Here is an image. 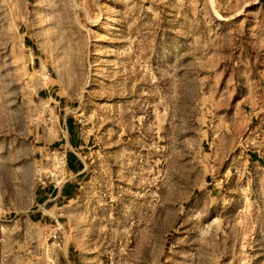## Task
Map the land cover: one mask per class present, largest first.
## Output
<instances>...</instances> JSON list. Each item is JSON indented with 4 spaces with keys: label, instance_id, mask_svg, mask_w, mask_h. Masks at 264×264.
<instances>
[{
    "label": "rangeland",
    "instance_id": "1",
    "mask_svg": "<svg viewBox=\"0 0 264 264\" xmlns=\"http://www.w3.org/2000/svg\"><path fill=\"white\" fill-rule=\"evenodd\" d=\"M0 264H264V0H0Z\"/></svg>",
    "mask_w": 264,
    "mask_h": 264
},
{
    "label": "trees",
    "instance_id": "2",
    "mask_svg": "<svg viewBox=\"0 0 264 264\" xmlns=\"http://www.w3.org/2000/svg\"><path fill=\"white\" fill-rule=\"evenodd\" d=\"M66 121H69V125H70V123H71V121L70 120H66ZM67 124H68V122H67ZM70 128H68V131L70 132ZM67 155V166H68V168L69 169H71V170H75V166H74V162H76V161H78L79 162V160L77 159V158H75V156H73V155H71V154H69V153H67L66 154ZM83 168V165L81 164V169ZM63 193H64V195L65 196H68V194L66 195L65 194V190H63Z\"/></svg>",
    "mask_w": 264,
    "mask_h": 264
},
{
    "label": "crops",
    "instance_id": "3",
    "mask_svg": "<svg viewBox=\"0 0 264 264\" xmlns=\"http://www.w3.org/2000/svg\"><path fill=\"white\" fill-rule=\"evenodd\" d=\"M68 130V129H67ZM74 164V166L76 167L75 168V170H71V169H69V171L71 172V173H74V174H76V175H78L80 172H81V164H82V162L81 161H76V162H74L73 163Z\"/></svg>",
    "mask_w": 264,
    "mask_h": 264
},
{
    "label": "built area",
    "instance_id": "4",
    "mask_svg": "<svg viewBox=\"0 0 264 264\" xmlns=\"http://www.w3.org/2000/svg\"><path fill=\"white\" fill-rule=\"evenodd\" d=\"M66 154L65 153H61V155H60L59 164H61L63 166L67 165V155Z\"/></svg>",
    "mask_w": 264,
    "mask_h": 264
}]
</instances>
